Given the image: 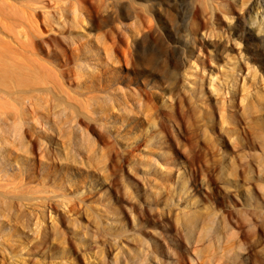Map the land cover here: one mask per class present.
<instances>
[{"label":"rangeland","instance_id":"rangeland-1","mask_svg":"<svg viewBox=\"0 0 264 264\" xmlns=\"http://www.w3.org/2000/svg\"><path fill=\"white\" fill-rule=\"evenodd\" d=\"M253 2L0 0V264H264Z\"/></svg>","mask_w":264,"mask_h":264},{"label":"bare ground","instance_id":"bare-ground-1","mask_svg":"<svg viewBox=\"0 0 264 264\" xmlns=\"http://www.w3.org/2000/svg\"><path fill=\"white\" fill-rule=\"evenodd\" d=\"M264 8V0H255V2H253L252 6H251V9L247 12L246 16H245V20H248L250 25H251V28L255 29L256 33L258 35H264V16L261 18V17H258L257 13L255 14V10H258V9H262ZM145 11V9H144ZM131 13V11H130ZM182 18L185 20L187 19L188 17V13L187 12H183L181 14ZM173 14H170V18H173ZM144 18V17H143ZM149 21L146 20V23L148 24ZM149 30H152V26H149L147 27ZM146 26L144 24V26L142 28H140L139 32L142 33V36H143V40L142 42L144 44H146L148 41H147V37H146ZM263 37L264 39V36H261ZM159 41V40H158ZM186 44L188 45V48L191 49V50H194V48L196 47L195 45V42L193 40V37L190 35V34H187L186 36ZM160 44H161V41H159ZM183 50V49H181ZM180 49L176 50L173 55H172V59L171 61H169L167 63V66H168V75L173 78V79H176L177 75H178V72H177V69L179 68L180 66ZM159 52H168L166 49H163L162 46H158L157 45V49H153V48H149L148 46H146V51H144L143 53H141V55L139 56L141 58L142 63H145V64H148V63H152L157 60L158 58V55H159ZM130 58H131V55H129ZM134 55H132V59H134ZM127 59H129L128 57V53H127ZM149 65V64H148Z\"/></svg>","mask_w":264,"mask_h":264}]
</instances>
